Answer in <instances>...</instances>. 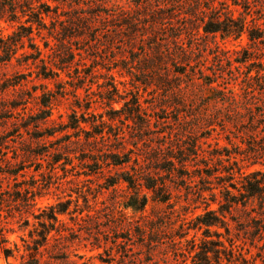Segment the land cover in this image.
I'll return each mask as SVG.
<instances>
[{
  "label": "rangeland",
  "instance_id": "rangeland-1",
  "mask_svg": "<svg viewBox=\"0 0 264 264\" xmlns=\"http://www.w3.org/2000/svg\"><path fill=\"white\" fill-rule=\"evenodd\" d=\"M227 4L0 0L4 39L28 26L29 7L49 10L32 38L59 74L40 75L27 38L0 65V235L14 252L0 253V264H25L34 215L67 201L78 211L75 222L60 218L71 235L52 240L44 264H192L207 232L197 219L222 218L224 190L236 194L241 177L264 172V93L246 86L258 54L247 34L223 40L204 29ZM71 116L87 122L81 131L68 127ZM143 198V211L128 207ZM225 221L229 233L208 232L234 244L228 264H264L259 202L233 207Z\"/></svg>",
  "mask_w": 264,
  "mask_h": 264
},
{
  "label": "trees",
  "instance_id": "trees-1",
  "mask_svg": "<svg viewBox=\"0 0 264 264\" xmlns=\"http://www.w3.org/2000/svg\"><path fill=\"white\" fill-rule=\"evenodd\" d=\"M230 5H226L225 13L222 16L213 13L212 18L205 26V32L207 34L216 35L219 34L223 40L233 38L238 40L243 34H247L249 41L252 46L255 47V54H258L259 64H257L256 75L253 78H248L246 86L248 90L253 92L264 93V62L261 60L264 51V2L259 0H224ZM239 8L242 12H239V17L235 18V10L232 9ZM29 13L27 20L28 26H20L19 30L15 32L8 39L0 37V65L3 63L10 62L11 59L17 54L20 47H24V40L27 38L30 42L29 47L34 53L26 55L28 59H32L34 62L40 61L42 63L40 75L45 79H53L58 77L57 71L53 68L48 67L44 59L41 58L42 51L33 44L32 34L34 32V26L37 30H42L46 28L45 17H48L50 12L44 10H35L34 8H28ZM16 9H13L15 13ZM26 24V25H27ZM47 48V44L45 43ZM247 55V54H245ZM247 62V58L244 61ZM56 69L61 70L59 66L53 64ZM42 105L47 110H44L45 116L41 118L43 121H47L51 116V103L50 101L42 102ZM82 123H87L85 120L80 121L76 116H71L69 128L72 130L81 131ZM81 129V130H80ZM124 161H113V165H122ZM241 181L238 187H233L232 189L236 192L233 194L228 189H225L222 198L223 202L220 203V213L221 217L217 216L216 212H208L204 216L197 219L199 228H207L206 236L203 242L197 247L195 255L193 257L192 264H224L226 261L231 263L234 252V244L231 242L230 248H227L225 242L221 241V235L217 236L218 241L212 240L213 236L210 235L209 228L218 227L224 229L229 233V228L225 221V215L229 214L233 207L247 205L251 202H259L260 210L264 211V172H255L248 176L241 177ZM126 183H130V180L126 178L124 180ZM36 196H34L30 201L33 204H28L31 207H36L35 203ZM3 199L0 197V207L2 206ZM29 203V201H28ZM147 201L143 198L141 205H138V201L132 200L128 205L129 208L136 211H143ZM71 202H60L55 206H50L42 210L38 215H34L36 223L32 225V228L28 232L27 239L22 238L24 243V261L28 258L25 264H44L42 262V257L45 253H49V249L53 246L52 240L67 239L71 235L70 227H67L64 221L60 218L63 216H70V220L75 222V214L78 213L77 210L70 211ZM1 219V214H0ZM25 227L29 228L28 220L25 221ZM260 229V226L258 227ZM6 237L4 234L0 235V253H2L5 258L13 257V250L6 247ZM18 250V248H17Z\"/></svg>",
  "mask_w": 264,
  "mask_h": 264
}]
</instances>
